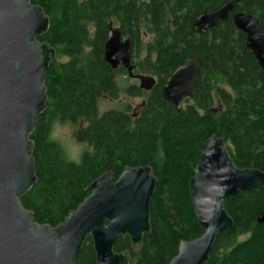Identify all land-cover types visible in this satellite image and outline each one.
<instances>
[{"label": "trees", "instance_id": "trees-1", "mask_svg": "<svg viewBox=\"0 0 264 264\" xmlns=\"http://www.w3.org/2000/svg\"><path fill=\"white\" fill-rule=\"evenodd\" d=\"M49 19L46 34L37 37L56 51L45 73L47 108L28 139L37 182L19 201L35 222L52 228L63 223L88 197L87 187L104 172L117 179L125 169L150 167L157 184L150 201V233L134 250L120 237L115 253H127L132 264H168L180 241L202 237L188 190L205 142L224 140L233 165L264 173V73L245 47L244 35L231 14L207 32L198 33L196 19L213 14L229 0H28ZM233 13L258 19L264 32V0H238ZM110 28L118 29L130 48L133 75L152 78L147 92L139 85L121 89L104 60ZM65 59V60H63ZM63 60V61H61ZM187 60L199 64L201 77L191 99L175 109L161 90ZM124 92L142 98L130 113L97 115L100 98L117 100ZM85 123L75 138L87 145L78 164L66 161L50 139L55 122ZM233 227L218 235L207 264H264V186L225 200ZM74 264H95L91 240Z\"/></svg>", "mask_w": 264, "mask_h": 264}, {"label": "water", "instance_id": "water-1", "mask_svg": "<svg viewBox=\"0 0 264 264\" xmlns=\"http://www.w3.org/2000/svg\"><path fill=\"white\" fill-rule=\"evenodd\" d=\"M238 0H229L213 14H201L194 23L198 33L207 32L230 16L245 37V47L264 73V32L257 18L233 13ZM49 19L28 0H0V264H74L90 239L95 264H132L127 253H115L120 237H128L134 250L150 233V201L157 181L150 167L125 168L117 179L107 165L88 187V197L52 228L35 222L19 198L37 182L28 137L47 108L45 73L56 51L36 41L47 33ZM104 60L113 69L122 67L139 87L150 91L154 79L133 75L130 48L118 29L110 28ZM201 77L199 64L187 60L162 87L165 102L177 113L191 99ZM264 186V173L237 169L224 140L212 137L203 145L195 176L188 190L201 238L180 241L168 264H207L219 234L233 227L223 207L225 200ZM264 225V212L256 219Z\"/></svg>", "mask_w": 264, "mask_h": 264}, {"label": "rangeland", "instance_id": "rangeland-1", "mask_svg": "<svg viewBox=\"0 0 264 264\" xmlns=\"http://www.w3.org/2000/svg\"><path fill=\"white\" fill-rule=\"evenodd\" d=\"M115 82L117 83L120 89L124 85H129V84L131 85L133 84L137 86L139 85V81L137 79H133L128 76H123L121 74H117L115 76ZM144 96L146 97L148 96V91L144 92ZM141 103H142V98H129L127 95H125L124 92H121L117 100H108L107 98H100L97 101V106H96L97 115L102 116L110 111L124 112L127 106H129L130 108V113H133ZM84 126L85 123H83L82 121L77 123L76 125L71 123H59V122H55L52 125V129L50 132V139L59 145V147L61 148L64 154L66 161L68 162H73L78 164L82 153L88 150L86 144L78 142L75 138L78 129Z\"/></svg>", "mask_w": 264, "mask_h": 264}]
</instances>
